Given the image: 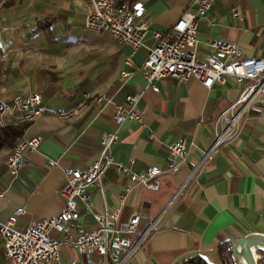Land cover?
Returning <instances> with one entry per match:
<instances>
[{"label":"crops","instance_id":"0c3cea01","mask_svg":"<svg viewBox=\"0 0 264 264\" xmlns=\"http://www.w3.org/2000/svg\"><path fill=\"white\" fill-rule=\"evenodd\" d=\"M141 1L148 33L132 53L108 34L84 29L83 0H0L3 127L18 124L13 116L1 115L5 103L37 92L44 107L20 138L41 140L15 178L4 166L12 149L0 150V223L13 219L23 230L57 216L65 172L86 169L97 159L103 135L116 133L118 140L110 149L113 165L101 185L88 187L85 194L98 211L103 203L118 210L119 224L140 215L134 240L154 225L127 264H182L190 259L222 264L221 244L250 234L264 236V97L243 118L237 137L204 159L218 131L214 120L236 99L238 88L231 81L207 89L194 78L183 83L167 78L157 83V93L147 89L142 66L157 43L153 33H168L184 12L195 9V0ZM232 9L238 17H232ZM213 40L236 43L245 56L264 59V0H215L198 23V57L214 56ZM85 93L89 98L80 104ZM127 97H135L141 122L116 124L114 108ZM59 111L72 114L57 118ZM179 139L185 142V157L174 175L161 178L157 192L116 173L114 164L134 173L150 166L165 168L169 148ZM19 208L23 214L15 216ZM80 227L97 229L85 209L67 232L52 231L50 236L65 242ZM3 249L0 237V264ZM83 261L70 245H61V264Z\"/></svg>","mask_w":264,"mask_h":264},{"label":"built area","instance_id":"2783aa9c","mask_svg":"<svg viewBox=\"0 0 264 264\" xmlns=\"http://www.w3.org/2000/svg\"><path fill=\"white\" fill-rule=\"evenodd\" d=\"M86 5L84 29L88 32L106 33L119 43L127 45L131 52L143 46L148 33V21L144 3L141 0L116 2L115 0H83ZM215 0H195V9L184 12L172 25L168 33H153L156 45L149 49L142 66V74L147 89L158 92L157 83L175 79L179 83L194 78L207 89L215 83L226 87L228 81L238 88V96L214 120L218 128L214 142L204 153L209 158L213 151L231 142L241 131L243 118L254 109L264 97V59L245 56L236 43L213 40L209 45L214 56L200 58L196 54V34L198 23L211 9ZM232 17H238L236 9ZM89 98L82 95V104ZM101 97L96 103H101ZM135 97H127L124 105L114 108L113 121L121 124L125 121L141 122L142 116L135 108ZM80 106V105H79ZM44 107L39 93L30 92L21 98L5 103L1 115H10L17 123L32 124L43 114ZM72 112L59 111L57 118H66ZM3 127L0 116V130ZM40 138L33 136L20 139L4 160L6 172L15 178L22 170L25 158L34 152ZM118 140L116 133H106L100 140L97 159L86 169H70L65 172L66 184L59 192L62 208L57 216L41 220L32 226L18 230L13 219L0 223V237L4 241L3 264H61V245H70L84 259L78 264H127L138 245L151 231L150 225L139 240L137 234L140 215L133 214L124 224H119V211L109 209L104 203L101 211L92 206L85 191L92 185H101L106 169L113 165L110 149ZM170 161L165 168L150 166L134 173L126 166L114 164L119 177L128 178L131 183L145 190L157 192L161 178L174 175L185 157V142L179 139L169 148ZM52 165V163H51ZM50 165L48 166V168ZM101 194L103 193L100 187ZM128 192V189H125ZM121 202L123 200L121 199ZM85 209L97 224V229L85 231L78 228L71 240L60 242L50 236V232H67L70 223L79 219ZM23 214V208L14 215Z\"/></svg>","mask_w":264,"mask_h":264},{"label":"trees","instance_id":"16d2710c","mask_svg":"<svg viewBox=\"0 0 264 264\" xmlns=\"http://www.w3.org/2000/svg\"><path fill=\"white\" fill-rule=\"evenodd\" d=\"M28 123H18L2 127L0 130V150L4 148L12 149L19 139L23 136L24 131L28 128ZM233 243H223L218 248L219 257L222 264H238L237 257L233 254ZM257 264H264V252H259ZM182 264H206L199 259H190Z\"/></svg>","mask_w":264,"mask_h":264},{"label":"water","instance_id":"95a60500","mask_svg":"<svg viewBox=\"0 0 264 264\" xmlns=\"http://www.w3.org/2000/svg\"><path fill=\"white\" fill-rule=\"evenodd\" d=\"M233 254L237 259H242L244 264H257L259 255L264 252V236L250 234L232 244Z\"/></svg>","mask_w":264,"mask_h":264},{"label":"bare ground","instance_id":"6f19581e","mask_svg":"<svg viewBox=\"0 0 264 264\" xmlns=\"http://www.w3.org/2000/svg\"><path fill=\"white\" fill-rule=\"evenodd\" d=\"M262 249H264V248H262ZM238 264H244V262L242 261V259H238Z\"/></svg>","mask_w":264,"mask_h":264},{"label":"rangeland","instance_id":"374dc122","mask_svg":"<svg viewBox=\"0 0 264 264\" xmlns=\"http://www.w3.org/2000/svg\"><path fill=\"white\" fill-rule=\"evenodd\" d=\"M257 255H258V253H257Z\"/></svg>","mask_w":264,"mask_h":264}]
</instances>
